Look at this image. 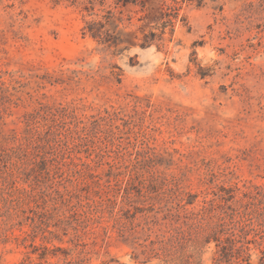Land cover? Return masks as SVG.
<instances>
[{
  "label": "rangeland",
  "instance_id": "374dc122",
  "mask_svg": "<svg viewBox=\"0 0 264 264\" xmlns=\"http://www.w3.org/2000/svg\"><path fill=\"white\" fill-rule=\"evenodd\" d=\"M143 1L92 0L88 11L90 0H0V71L5 79L55 72L48 101H73L87 115L117 109L132 116L134 133L155 148L158 162L145 174L157 197L134 225L142 232L155 222L156 239L176 219H165L177 213L173 191L198 195L190 211L217 198L222 185L238 188V198L264 185V0ZM109 9L131 17L120 29L137 30L138 42L154 32L153 44L109 50L84 36L86 22ZM23 111L7 119L9 127H22ZM89 151L79 146L72 156L100 161L95 171L106 178V157ZM75 202L78 213L60 212L43 233L34 230L32 212L16 216L0 197V264H143L139 247L104 235L112 220L98 223L84 198ZM251 247L258 264L264 243ZM216 250L215 242L205 246L202 263L214 264Z\"/></svg>",
  "mask_w": 264,
  "mask_h": 264
},
{
  "label": "trees",
  "instance_id": "16d2710c",
  "mask_svg": "<svg viewBox=\"0 0 264 264\" xmlns=\"http://www.w3.org/2000/svg\"><path fill=\"white\" fill-rule=\"evenodd\" d=\"M143 2L115 0L116 7ZM90 3L87 9L93 11L95 3L92 0ZM127 20L131 17L126 19L121 11L109 9L101 18L87 21L83 34L109 50L151 46L155 33H145L142 42H138L137 30L125 31L131 23L126 25ZM121 25L125 27L120 29ZM6 74L0 71L3 207L14 209L16 216L32 212L34 230L44 233L60 212L78 213L75 200L84 198L85 206L97 214L98 223L113 221L112 225L104 226V235L110 238L115 234L123 242L139 247L145 257L143 264L153 259L159 260L157 264H203L202 250L211 242L217 248L214 264H254L251 244L264 243V185L249 187L240 198L238 188L222 185L219 193H215L217 198L204 200L201 208L190 211L186 207L193 205L198 195L177 189L170 194V199L177 201V213L165 216L176 219L170 222L168 235L152 239L156 223H146L140 232L134 221L138 213L146 210L145 203L157 197L152 195L158 191L156 184L145 175L149 167L158 163H155L157 155L155 148L134 133L132 116L117 109L87 115L73 101H48L45 90L48 85L58 83L55 72L17 76L8 73L9 79L4 78ZM20 108L24 111L17 122L22 127H9L7 119ZM17 122L12 120L13 124ZM79 146L90 149L89 155L106 157L109 166L106 178L95 171L102 164L100 161H83L80 157L77 161L72 156ZM261 252L258 264H264V250ZM85 261L82 259L77 264H86Z\"/></svg>",
  "mask_w": 264,
  "mask_h": 264
}]
</instances>
